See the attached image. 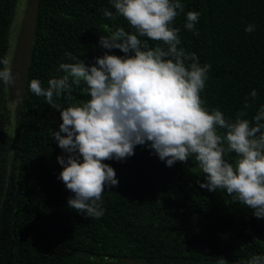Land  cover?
<instances>
[{
	"label": "trees",
	"instance_id": "16d2710c",
	"mask_svg": "<svg viewBox=\"0 0 264 264\" xmlns=\"http://www.w3.org/2000/svg\"><path fill=\"white\" fill-rule=\"evenodd\" d=\"M19 2L0 0V57L10 47ZM181 3L185 11L173 24L180 29V46L201 65H211L201 93L205 107L232 117L256 89L250 119L264 104V0ZM105 9L115 11L110 0H39L15 146L18 164L7 192L0 182V264H216L221 257L240 264L264 254V244L247 225L252 209L231 202L222 190L200 188L204 178L191 158L167 167L146 146H136L122 162L104 161L115 170L118 185L105 188L101 218L68 207L72 193L58 179L57 162L65 153L50 136V129L59 130L60 114L28 84L39 79L47 86L60 74V63L72 62L65 52L93 64L108 51L98 40L109 28L131 31L122 17L105 18ZM188 11L200 13L198 36L183 27ZM248 24L255 25L251 34L244 31ZM109 54L124 55L118 49ZM75 95L74 102L87 99ZM258 221L264 226V219Z\"/></svg>",
	"mask_w": 264,
	"mask_h": 264
},
{
	"label": "clouds",
	"instance_id": "9594fccd",
	"mask_svg": "<svg viewBox=\"0 0 264 264\" xmlns=\"http://www.w3.org/2000/svg\"><path fill=\"white\" fill-rule=\"evenodd\" d=\"M103 16L122 17L131 31L109 28L98 45L108 50L93 64L65 52L59 75L43 86L32 79L30 92L43 97L57 110L61 123L50 129L51 138L65 155L58 179L72 193L70 209L87 218H101L106 187L117 186L115 170L104 161H123L136 146H146L167 167L190 158L203 175L199 187L222 190L264 219V104L248 118L258 98L252 89L243 109L226 117L219 108L209 110L201 93L206 87L210 64L199 62L194 52L181 47L175 19L184 13L181 0H110ZM198 11L185 13L184 29L198 36ZM253 33L255 25L245 26ZM149 41L154 42L149 46ZM118 49L124 55L109 54ZM14 83L11 58L0 57V84ZM76 93L86 96L76 101ZM62 100L67 106L57 103ZM216 264H227L224 258ZM240 264H264V254L252 255Z\"/></svg>",
	"mask_w": 264,
	"mask_h": 264
},
{
	"label": "flooded vegetation",
	"instance_id": "af4514ba",
	"mask_svg": "<svg viewBox=\"0 0 264 264\" xmlns=\"http://www.w3.org/2000/svg\"><path fill=\"white\" fill-rule=\"evenodd\" d=\"M20 4L16 12V17L18 12L21 10L23 0H19ZM13 21V24L17 22ZM15 22V23H14ZM14 26V25H13ZM12 26V29H13ZM11 29L10 37V47L8 49L7 55L11 57L14 50V34ZM17 39V38H16ZM23 98V97H22ZM22 102L19 103L16 98H12L9 95L8 86L1 84L0 87V182L2 183L3 192H7L10 187L9 180L10 175L14 172L15 165L18 164V159L16 157V142L20 133L21 124V108Z\"/></svg>",
	"mask_w": 264,
	"mask_h": 264
},
{
	"label": "water",
	"instance_id": "95a60500",
	"mask_svg": "<svg viewBox=\"0 0 264 264\" xmlns=\"http://www.w3.org/2000/svg\"><path fill=\"white\" fill-rule=\"evenodd\" d=\"M39 11V0H26V7L21 19V28L16 39L12 72L14 83L9 87V95L20 103L27 80L31 60V50L35 35L36 20ZM247 225L255 238L264 244V226L253 215H248Z\"/></svg>",
	"mask_w": 264,
	"mask_h": 264
},
{
	"label": "rangeland",
	"instance_id": "374dc122",
	"mask_svg": "<svg viewBox=\"0 0 264 264\" xmlns=\"http://www.w3.org/2000/svg\"><path fill=\"white\" fill-rule=\"evenodd\" d=\"M25 7H26V0H23V4H22V7H21V10L18 12V16H19V18L17 17L16 19H15V21L17 22V24H14V26H13V29H12V31H13V34H14V40H13V42H14V44L16 45V38H17V36H18V34H19V31H20V28H21V19H22V17H23V14H24V11H25ZM15 23V22H14ZM15 47V46H14ZM14 51H15V48H14V50H13V55L10 57L11 58V63H12V59H13V56H14ZM9 88V87H8ZM14 98V97H13Z\"/></svg>",
	"mask_w": 264,
	"mask_h": 264
}]
</instances>
